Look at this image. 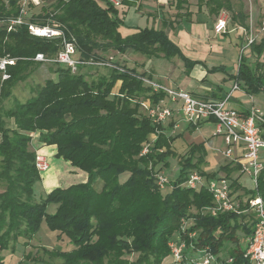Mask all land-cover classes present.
Returning <instances> with one entry per match:
<instances>
[{
  "label": "trees",
  "instance_id": "1",
  "mask_svg": "<svg viewBox=\"0 0 264 264\" xmlns=\"http://www.w3.org/2000/svg\"><path fill=\"white\" fill-rule=\"evenodd\" d=\"M173 1L178 16L191 15L189 0ZM130 2L125 0L126 4ZM197 5L199 11L205 6L215 17L223 10L235 16L231 0H197ZM41 8L39 12L31 10L27 20L41 26L53 25L63 35L35 36L27 24L8 31L6 22L19 14V3L0 0V56L9 54L17 59L8 67L10 78L0 81V264H6L3 252L11 245L21 239L30 244L43 220L59 236L66 235L74 246L67 251L51 250L53 257L60 259L56 264H162L168 256L172 258L169 241L177 235L195 249L209 248L222 262L231 257L232 262L226 264H252L244 254L253 233L254 214L225 211L212 215L204 210L214 202L208 187L190 188L183 183L195 170L206 180L222 172L230 181L231 195L245 208V200L250 197L259 194L264 199V168L257 186L246 188L239 181L242 172L238 162H227L217 170L204 169L203 142L191 144L179 156L172 149L178 135H171L169 126L155 123L139 103L147 97L155 103L166 96L165 92L147 85L144 73L117 56L128 52L148 58L179 56L185 62V72L195 61L183 55L164 27H140L123 36L118 9L104 0H49ZM182 9L186 11L180 12ZM239 15L247 17L242 12ZM64 39L75 43L80 59L113 57L116 67L89 79L80 71L81 66L72 72L69 67L49 62L54 77L36 87L26 101L2 107L14 86L44 63L34 60L35 55L40 52L53 58ZM251 49L256 59L251 62L242 55L232 77L245 92L254 95L264 93L259 61L264 37ZM218 69L223 67L210 71ZM118 81L121 85L116 92ZM188 124L196 129L201 123ZM36 133L42 145H56L58 157L87 172V180L55 187L38 200L35 188L42 176L35 165ZM153 135L157 138L149 152L141 155ZM171 156H179L178 173L173 186L164 192L154 175L170 166ZM124 172L128 176L121 181ZM50 203L57 204L51 214L47 212ZM184 220L186 230H182ZM239 230L247 237L246 245ZM189 231L196 232V236L189 237ZM170 264H175L172 259Z\"/></svg>",
  "mask_w": 264,
  "mask_h": 264
},
{
  "label": "crops",
  "instance_id": "2",
  "mask_svg": "<svg viewBox=\"0 0 264 264\" xmlns=\"http://www.w3.org/2000/svg\"><path fill=\"white\" fill-rule=\"evenodd\" d=\"M231 1L235 16L231 15L226 32L218 34L215 32L214 25L219 16L209 15L205 6L199 11L197 0H189L190 16H178V10L173 0H131L122 12L123 24L119 27L120 33L127 36L137 32L140 27L157 29L164 27L169 38L180 48L183 55L188 60L195 61V64L189 72H185V62L179 56L170 59L162 56L148 58L137 52H128L118 54V59L137 68L149 79L169 88L186 90L193 96L206 100L220 99L231 92L230 107L245 114L252 108H259L264 113V93L251 95L245 92L241 86L234 89L235 79L232 77L237 73L242 55L251 62L256 59L251 46H246L244 29L252 28L257 33L254 43L264 37V32L260 31L264 17H259L264 8L254 13L251 9L247 10L248 6L245 3L237 6L236 0ZM255 2L264 7V0H255ZM185 11L186 9H182L180 12L184 13ZM240 12L245 13L247 17L240 16ZM259 61L262 63L264 76V51L259 57ZM218 66H222L223 69L210 71L211 68ZM120 85L121 81H118L114 91L117 92ZM172 105L178 107L179 104ZM164 125L169 126L168 131L171 135H178L172 142V149L177 154L186 153L193 143H204L206 149L205 170H217L219 166L227 162H237L234 158H227L223 154L226 145L221 136L214 135L216 127L214 120H205L196 129H191L182 118L181 113H175ZM198 131H202V133ZM187 132L190 133L187 136L188 139L185 137ZM38 137L39 134L36 133L33 138V146L47 155L51 169L48 174L55 178V184L51 185L45 179L44 173L46 172L41 173V182L44 183L47 191L87 180V172L73 166L70 161L58 157L56 155L57 146L42 145ZM152 138H157V136L153 135ZM241 153L242 147L234 148L235 156H239ZM60 168H63L62 172H58ZM219 176H225V174L220 172Z\"/></svg>",
  "mask_w": 264,
  "mask_h": 264
},
{
  "label": "built area",
  "instance_id": "3",
  "mask_svg": "<svg viewBox=\"0 0 264 264\" xmlns=\"http://www.w3.org/2000/svg\"><path fill=\"white\" fill-rule=\"evenodd\" d=\"M42 0H18L20 12L17 16L7 20L8 31L14 30L19 25L27 24L32 35L51 38L63 35L62 31L50 24L39 25L27 20L32 7L41 5ZM118 9L119 17L122 18V12L126 8L125 0H104ZM225 12L220 13L214 25L215 32L220 34L226 32L228 17ZM246 33V46H251L257 39V33L252 29H244ZM260 31L264 32V20L260 25ZM34 60L39 62H56L69 67L72 72H77L79 67L87 64H96L116 67L113 63L114 58L106 60H82L78 55L76 45L73 41L64 39L62 48L53 57L49 58L43 53H37ZM17 59L9 54L0 56V78L1 81L10 78L8 67L14 65ZM144 82L154 90H162L166 96L153 103L152 100L142 98L140 104L146 114L158 124H164L171 119L175 113H181L182 118L187 123L199 124L205 120L215 121L214 135L221 136L225 142L223 154L227 158H234L241 165L240 171L248 174L252 179L253 186H257L258 178L264 168V113L259 108H252L247 114L229 106L231 92L220 99L206 100L193 96L189 91L182 89H172L159 84L148 77H143ZM239 88L237 82L234 83V89ZM172 104H179L174 107ZM156 138H152L149 143L143 146L141 155L147 154L150 145ZM242 147V153L239 156L234 155V148ZM35 165L42 173L45 172L50 164L46 154L36 149ZM155 179L160 189L172 187L175 178L169 175V169L164 168L155 173ZM190 188H201L207 186L213 194L214 202L204 210L212 215L219 212L233 211L242 213L250 211L254 214V228L250 238L249 246L245 252L252 264H264V199L261 195H256L245 200L246 207L231 195L230 181L225 176L217 178H206L198 171L189 173L183 183ZM187 222H182V230H186ZM189 237H195L196 232H187ZM172 254V261L175 264H226L231 263L232 258H227L222 262L209 248H197L193 245L188 246L186 241L177 235L176 239L169 241Z\"/></svg>",
  "mask_w": 264,
  "mask_h": 264
},
{
  "label": "rangeland",
  "instance_id": "4",
  "mask_svg": "<svg viewBox=\"0 0 264 264\" xmlns=\"http://www.w3.org/2000/svg\"><path fill=\"white\" fill-rule=\"evenodd\" d=\"M244 3L248 6L247 10L253 11L256 13L259 9L262 10L264 7L262 5H258L255 0H236L237 6L244 5ZM43 6H47L49 4V0H44L42 3ZM41 5L34 7V12L41 11ZM33 9V8H32ZM223 12V11H222ZM221 12V13H222ZM225 12V17H228V22L231 20V14L228 11ZM260 18L264 17V11L261 12ZM112 54V53H111ZM79 55V54H78ZM120 60V59H119ZM121 61V60H120ZM87 77L90 78H98L100 75L109 73V67L96 65V64H87L82 65L80 68ZM55 74L52 72L50 64L42 63L39 67L32 70L28 78L24 81L18 82L13 88V94L4 100L2 103V107L10 108L13 107L16 102H24L26 101L33 93V90L42 85L46 79L50 77H54ZM1 81V78H0ZM11 124V121H8ZM202 133V131H198ZM189 132L185 133V137L187 138ZM188 139V138H187ZM183 152V151H182ZM179 156L182 154H178ZM179 156L177 157H169L170 169L169 175L171 178H175L178 173V161ZM128 176V172H124L120 174L121 181L125 180ZM241 185L246 188H251L253 186L252 179L248 174L242 173L239 179ZM100 182V181H99ZM102 183L98 184V187L101 186ZM36 196L37 199L40 200L42 197L46 195L49 191L45 189V185L43 182H39L36 184ZM168 188L164 190L167 192ZM57 209V204L50 203L47 206L48 213H54ZM239 236L241 237V241L243 245L247 244V237L242 230L238 231ZM231 246V243L228 244ZM74 246L70 243L69 238L66 235L59 236L57 231H52L48 228L46 222L43 220L38 232L35 234L34 238L31 240L29 245L24 244V241L21 239L16 244L11 245L9 250H5L3 252L6 264H56L60 262V259L54 258L51 254V250L53 249H61V250H71ZM171 255L165 258L162 264H170L171 263Z\"/></svg>",
  "mask_w": 264,
  "mask_h": 264
},
{
  "label": "bare ground",
  "instance_id": "5",
  "mask_svg": "<svg viewBox=\"0 0 264 264\" xmlns=\"http://www.w3.org/2000/svg\"><path fill=\"white\" fill-rule=\"evenodd\" d=\"M62 169L63 168H60V169H58V172H62ZM50 167L45 171L46 173H44L45 174V179H46V181L49 183V184H51V185H54L55 183V178L52 176V175H50V174H48V172H50ZM43 174V175H44ZM77 175V174H76ZM81 178V177H80ZM78 179V178H77ZM74 180V179H73ZM76 180V179H75ZM66 183H67V181H66ZM65 183V184H66Z\"/></svg>",
  "mask_w": 264,
  "mask_h": 264
}]
</instances>
